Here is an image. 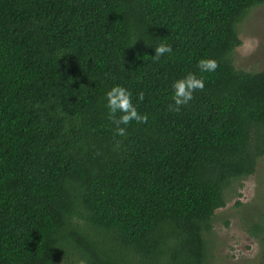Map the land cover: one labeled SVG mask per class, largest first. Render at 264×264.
Listing matches in <instances>:
<instances>
[{"label":"trees","instance_id":"16d2710c","mask_svg":"<svg viewBox=\"0 0 264 264\" xmlns=\"http://www.w3.org/2000/svg\"><path fill=\"white\" fill-rule=\"evenodd\" d=\"M261 4L0 0V264H207L215 211L258 169L264 182V71L232 59ZM189 72L203 87L171 111ZM114 84L147 116L123 137ZM260 201L243 227L264 251Z\"/></svg>","mask_w":264,"mask_h":264},{"label":"rangeland","instance_id":"374dc122","mask_svg":"<svg viewBox=\"0 0 264 264\" xmlns=\"http://www.w3.org/2000/svg\"><path fill=\"white\" fill-rule=\"evenodd\" d=\"M240 45L232 59L236 68L264 71V4L252 8L237 24ZM223 208L215 211L210 254L207 264H264V251L259 242L243 227L248 212L261 210L264 194L263 173L258 172L235 184ZM239 201L243 206L236 205ZM228 222V226L225 225Z\"/></svg>","mask_w":264,"mask_h":264},{"label":"clouds","instance_id":"9594fccd","mask_svg":"<svg viewBox=\"0 0 264 264\" xmlns=\"http://www.w3.org/2000/svg\"><path fill=\"white\" fill-rule=\"evenodd\" d=\"M135 40V36L130 37V41ZM171 52V47L163 41L157 43L154 49V57L159 58L164 53ZM201 72H213L216 67V61L210 58H202L197 62ZM203 80L194 73H187L183 77L176 79L171 84L172 103L168 105L169 110L178 111L180 105L187 104L192 99V93L195 89L203 87ZM143 98V94H139ZM105 107L108 111L109 119L115 125L113 131L116 136H125V127L130 121L145 122L147 116L137 111L136 105L132 103L130 91L120 85L114 84L104 92ZM117 113L119 115L117 116ZM119 143V141H117ZM78 264H87L86 259H80Z\"/></svg>","mask_w":264,"mask_h":264}]
</instances>
